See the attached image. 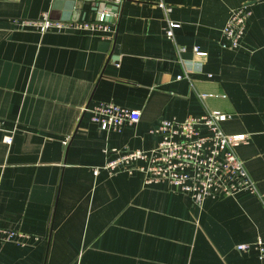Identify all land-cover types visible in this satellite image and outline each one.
Returning <instances> with one entry per match:
<instances>
[{
    "label": "crops",
    "instance_id": "crops-1",
    "mask_svg": "<svg viewBox=\"0 0 264 264\" xmlns=\"http://www.w3.org/2000/svg\"><path fill=\"white\" fill-rule=\"evenodd\" d=\"M70 2L83 3L75 20H52H96L97 0H0V228L29 237L0 240V264H264V0H122L108 35L31 25ZM239 6L251 11L244 37L224 49ZM99 103L140 120L102 131L84 112ZM215 111L230 115L225 134L247 135L235 151L255 193L197 207L141 173L102 169L116 154L105 150L154 148L161 120Z\"/></svg>",
    "mask_w": 264,
    "mask_h": 264
},
{
    "label": "built area",
    "instance_id": "built-area-1",
    "mask_svg": "<svg viewBox=\"0 0 264 264\" xmlns=\"http://www.w3.org/2000/svg\"><path fill=\"white\" fill-rule=\"evenodd\" d=\"M108 2L118 8L122 0ZM117 14V10L99 12L98 19L90 21H55L43 16L31 25L41 33L70 31L108 35L115 33ZM250 15L251 11L247 6L231 10L221 32L224 39L222 48L240 47ZM177 26L169 23L166 30L168 38L172 37L173 29ZM193 52L197 57L206 56V53L197 47ZM177 79L180 80L181 76ZM207 97L211 95H201L202 99ZM84 112L89 114L91 122L107 132H120L124 124H134L140 120L138 110L121 108L113 103L86 107ZM229 118L230 115L215 111L201 116H190L183 121L161 120L156 128L151 130L159 139L154 148L149 151L105 150L106 154H116L105 162L102 169L109 176L117 173L128 176L136 172L141 173L146 184L165 183L174 192L188 196L197 207H202L208 198L233 197L242 192L255 193V184L235 151L237 146L246 143L247 135L225 134L220 127V124ZM68 139L66 137L63 141L64 146L67 145ZM4 142L11 144L12 138L6 137ZM95 173L97 174L98 170H95ZM27 238L29 237L25 233L0 228L2 242L20 244ZM255 248L259 258H264V244L257 241ZM236 250L246 252L249 246L241 244L236 246Z\"/></svg>",
    "mask_w": 264,
    "mask_h": 264
},
{
    "label": "water",
    "instance_id": "water-1",
    "mask_svg": "<svg viewBox=\"0 0 264 264\" xmlns=\"http://www.w3.org/2000/svg\"><path fill=\"white\" fill-rule=\"evenodd\" d=\"M79 3V4H78ZM78 3H76V2H70V3H68V4H66L67 5V11L69 10H71V12L72 13H70L69 14V11L67 12V13H65V14H59V13H57L56 11H54V12H51V14H50V19L52 20V19H55V20H75V18H76V15L80 12V10H81V8H82V6H83V3H81V2H78ZM57 4V3H56ZM56 4L54 5V9L56 8ZM92 11H95V12H97V18H96V20L98 19V13L99 12H103V11H110V12H116V10H117V7H115V6H112V5H109V4H106V3H104V2H97V3H95L93 6H92ZM73 10H75V12H76V14H74L73 15ZM73 16V18H71ZM106 20H108V19H106ZM109 21V20H108Z\"/></svg>",
    "mask_w": 264,
    "mask_h": 264
}]
</instances>
